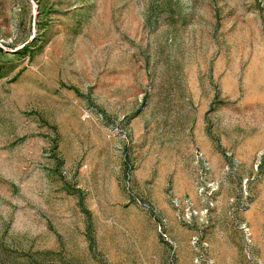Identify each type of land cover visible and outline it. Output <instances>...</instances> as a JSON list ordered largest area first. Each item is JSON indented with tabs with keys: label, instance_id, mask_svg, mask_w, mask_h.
Returning a JSON list of instances; mask_svg holds the SVG:
<instances>
[{
	"label": "rangeland",
	"instance_id": "obj_1",
	"mask_svg": "<svg viewBox=\"0 0 264 264\" xmlns=\"http://www.w3.org/2000/svg\"><path fill=\"white\" fill-rule=\"evenodd\" d=\"M0 264H264V0H0Z\"/></svg>",
	"mask_w": 264,
	"mask_h": 264
}]
</instances>
